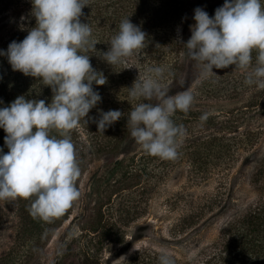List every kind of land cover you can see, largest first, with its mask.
<instances>
[{
    "label": "clouds",
    "instance_id": "obj_1",
    "mask_svg": "<svg viewBox=\"0 0 264 264\" xmlns=\"http://www.w3.org/2000/svg\"><path fill=\"white\" fill-rule=\"evenodd\" d=\"M31 16L36 23L22 41H12L6 55L14 71L42 80L52 89L51 103L18 96L10 106L0 108V128L6 132L0 149V200L30 199L33 218L51 221L62 216L81 196L77 180L81 168L70 132L88 117L102 100L93 84L104 85L106 77L97 71L87 53H96L99 41L92 39L89 23L81 22L87 0H31ZM191 37L185 43L188 56L209 78L213 69L234 65L245 73L244 83L264 90V5L261 0H225L210 17L203 8L195 10ZM26 17H21V20ZM146 33L129 17L119 24L110 47L97 55L112 67L145 47ZM257 52L252 67V53ZM139 69V68H138ZM251 69V70H249ZM129 88L132 99L145 102L132 105L127 128L142 150L164 160L178 157L185 127L172 117L187 113L194 102L192 90L169 95L162 83L166 69H146ZM157 103H151L152 100ZM123 115L120 110L99 111L90 118L103 131ZM209 113L200 120L208 119ZM56 130V135L51 132ZM134 249L135 248L134 246ZM160 264H175L171 254L162 251Z\"/></svg>",
    "mask_w": 264,
    "mask_h": 264
},
{
    "label": "rangeland",
    "instance_id": "obj_2",
    "mask_svg": "<svg viewBox=\"0 0 264 264\" xmlns=\"http://www.w3.org/2000/svg\"><path fill=\"white\" fill-rule=\"evenodd\" d=\"M200 73V66L189 57L168 94L192 90L189 110L207 112L218 122L230 119L220 129V135L230 140L213 143L209 152L197 157L188 144L206 125L179 120L174 114V122L186 129L176 159L146 158L134 138L125 152L97 158L82 174L81 196L43 255L18 264H78L87 248L97 250L102 264H130L137 251L147 248L187 260L217 239L222 224L255 197L250 174L264 151V116L231 114L245 109L255 98L251 94L257 93L255 85L250 91L244 83L242 70L232 65L214 71L205 84ZM226 74L231 85L235 79L241 85L239 92L212 93ZM246 129L251 138L245 137ZM194 213L197 218L189 220Z\"/></svg>",
    "mask_w": 264,
    "mask_h": 264
},
{
    "label": "trees",
    "instance_id": "obj_3",
    "mask_svg": "<svg viewBox=\"0 0 264 264\" xmlns=\"http://www.w3.org/2000/svg\"><path fill=\"white\" fill-rule=\"evenodd\" d=\"M87 3L89 5L82 9L83 15L80 19L81 22L89 23L92 39L99 41L96 53L87 54L91 55L93 67L103 72L106 83L102 86L93 84L94 90L99 92L102 100L85 118L88 123L82 119L79 126L70 132L82 174L97 158L125 152L132 142L133 137L127 128V115L132 105L145 101L143 98L132 99L128 87H131L138 77L139 70L142 76H147L150 75L146 71L149 67L164 66L166 71L162 83L170 88L173 82L179 79L189 58L187 48L180 40L186 43L191 37L190 26L195 23L194 10L201 7L213 17L215 10L222 6L225 0H87ZM261 3L264 5V0H261ZM31 10V0H0V50L6 52L12 41H22L35 26L36 20L31 16ZM22 16L26 19L21 20ZM126 17L146 33L145 47L112 67L97 55H102V52L108 50V42L118 33L119 24ZM256 56L257 52L254 50L252 67L256 65ZM217 70L220 69H213ZM213 75L214 73L205 78L204 84L208 83ZM220 78L223 84L220 82L212 93L218 95V91L224 93L231 90L239 92L241 85H237L236 79L231 85L227 74ZM249 90L252 91L251 86ZM21 95L29 100L43 99L47 104L51 103L53 93L51 87L44 85L42 80L14 71L7 56L0 55V108L10 106L11 102ZM251 95L255 98L245 105V109L233 111L231 114L241 111L252 116H264V90L258 88L257 93ZM151 103L154 104L155 99ZM100 110H120L125 115L103 132L98 131L97 124L90 119H98ZM175 115L179 120H196L201 123V114L197 111H177ZM215 119L211 115L202 122L206 126L199 131L201 135L193 138L188 144L193 145L191 154L199 157L198 155L209 152V146L213 143L219 141L221 144L228 139L225 135H220V129L228 125L230 119L221 122ZM245 133L246 138H251L249 129H246ZM6 135L4 129L0 128V149H3V153L9 151L4 141ZM51 135L59 138L56 130H53ZM145 156L155 160L159 158L146 153ZM82 174L77 180L79 190ZM250 183L255 190V197L222 224L217 239L200 248L187 260L171 254L175 264H264V151L252 167ZM76 202L77 200L62 216L44 221L33 218L30 214V199L0 200V245L3 247L0 264H18L42 256L50 238L69 217ZM198 214L189 215V220L194 216L197 218ZM98 236L101 237L102 234ZM161 252L162 250L153 248H147L143 252L137 251L130 264H160ZM97 254V250L90 251L87 248L84 258L78 264H102Z\"/></svg>",
    "mask_w": 264,
    "mask_h": 264
}]
</instances>
